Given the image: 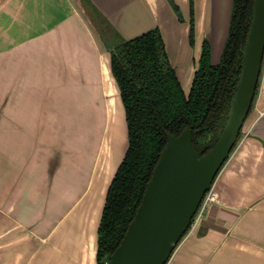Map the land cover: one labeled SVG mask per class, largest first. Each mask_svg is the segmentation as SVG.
Wrapping results in <instances>:
<instances>
[{"label": "crops", "instance_id": "obj_1", "mask_svg": "<svg viewBox=\"0 0 264 264\" xmlns=\"http://www.w3.org/2000/svg\"><path fill=\"white\" fill-rule=\"evenodd\" d=\"M172 1L182 21L168 0L84 3L125 38L158 27L187 95L204 38L211 63L220 59L232 0H193V45L189 0ZM86 113L101 124L89 152L79 146L73 154V136L56 144L68 133H57L55 121ZM126 147L110 54L80 0H0V264H97L105 195ZM212 185L217 201L166 264H264V54L251 108Z\"/></svg>", "mask_w": 264, "mask_h": 264}, {"label": "trees", "instance_id": "obj_2", "mask_svg": "<svg viewBox=\"0 0 264 264\" xmlns=\"http://www.w3.org/2000/svg\"><path fill=\"white\" fill-rule=\"evenodd\" d=\"M168 1L182 21L177 5ZM84 2L80 0L82 9L110 54V72L119 90L127 132V147L107 188L97 228L96 262L102 264L134 217L166 134L176 136L189 128L198 140L206 141L224 114L239 74L253 0H232L228 33L216 64L210 61L208 39H203L187 95L168 60L158 27L125 38L94 6ZM189 8V42L193 45V0H189Z\"/></svg>", "mask_w": 264, "mask_h": 264}, {"label": "water", "instance_id": "obj_3", "mask_svg": "<svg viewBox=\"0 0 264 264\" xmlns=\"http://www.w3.org/2000/svg\"><path fill=\"white\" fill-rule=\"evenodd\" d=\"M263 54L264 0H253L239 74L224 114L206 141L198 140L189 128L176 136L166 134L134 217L102 264L168 262L238 140L254 99Z\"/></svg>", "mask_w": 264, "mask_h": 264}, {"label": "rangeland", "instance_id": "obj_4", "mask_svg": "<svg viewBox=\"0 0 264 264\" xmlns=\"http://www.w3.org/2000/svg\"><path fill=\"white\" fill-rule=\"evenodd\" d=\"M97 105V115H100V107H99V103L98 101L96 102ZM56 105V114L61 117V113L65 112L64 107H62V105L58 106ZM95 106V105H92ZM66 108H69L71 111L73 109V106H66ZM62 109V111H60ZM67 110V109H66ZM94 110L92 112V114H94ZM57 116V117H58ZM72 116V114H66L65 115V120H56L55 124L56 126H54V128L56 129V132H61V133H68L67 135H60V136H55V140L57 141L56 144L58 142H61L60 145L63 144V140H67L68 138H70V136H73L75 138L74 141H72V143L70 144L71 149L70 151L73 150V154L76 151V148L78 149L79 146L80 147H84L85 146V150L87 151V153L89 152L90 147L92 148L93 143H92V134H94V132H97L98 129L101 128V124L99 123V119L97 118L96 120H94V118L90 119V117L87 115V118L85 120H78V119H73L70 118ZM99 117V116H97ZM63 118V117H62ZM54 122V121H53ZM9 123L13 124V120H9ZM80 124L82 126H80ZM98 128V129H97ZM110 133H112V127H110ZM69 135V136H68ZM95 135V134H94ZM99 135H97L98 137ZM96 137V135H95ZM79 141V142H77ZM90 146V147H89ZM60 150L65 152L67 150V148H63L62 146H60ZM86 153V155H87ZM72 155V154H71ZM73 158L75 159H81L84 155H77ZM70 157V156H69Z\"/></svg>", "mask_w": 264, "mask_h": 264}, {"label": "built area", "instance_id": "obj_5", "mask_svg": "<svg viewBox=\"0 0 264 264\" xmlns=\"http://www.w3.org/2000/svg\"><path fill=\"white\" fill-rule=\"evenodd\" d=\"M213 184V183H212ZM217 201V192L213 189V185L210 186L208 191L206 192L203 201L200 203L197 212L195 213V216L192 220V223H196L201 215L204 213L205 209L212 203Z\"/></svg>", "mask_w": 264, "mask_h": 264}]
</instances>
